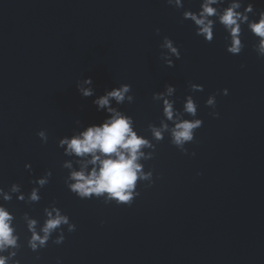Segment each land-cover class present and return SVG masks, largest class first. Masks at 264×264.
I'll return each mask as SVG.
<instances>
[{
    "label": "water",
    "instance_id": "obj_1",
    "mask_svg": "<svg viewBox=\"0 0 264 264\" xmlns=\"http://www.w3.org/2000/svg\"><path fill=\"white\" fill-rule=\"evenodd\" d=\"M249 2L264 9V0ZM200 3L184 0L178 9L167 0H0V187L19 183L28 194L38 186L34 179L53 173L38 203L15 195L7 202L21 236V264H57L58 258L63 264H264V58L247 25L238 55L226 50L219 23L211 43L196 35L182 13L198 11ZM165 36L181 51L174 67L161 58ZM88 77L96 96L131 84L135 100L120 107L149 138L148 124L163 118L153 93L166 84L177 88L178 109L193 95L204 121L185 145L188 154L167 135L153 141L155 156L142 163L153 170L154 183L139 182L131 205L80 199L65 184L69 170L62 164L70 157L59 139L107 115L97 111L96 96L79 93L77 82ZM190 83L204 90L193 92ZM210 95L215 109L206 104ZM73 167H79L74 160ZM53 203L76 230L62 225L34 252L23 215L36 218L39 229ZM61 234L63 243H53Z\"/></svg>",
    "mask_w": 264,
    "mask_h": 264
},
{
    "label": "clouds",
    "instance_id": "obj_2",
    "mask_svg": "<svg viewBox=\"0 0 264 264\" xmlns=\"http://www.w3.org/2000/svg\"><path fill=\"white\" fill-rule=\"evenodd\" d=\"M169 5L178 9L184 8V0H167ZM226 5V6H225ZM184 20L193 22L196 35L201 36L208 43L215 38V26L217 23L223 26L228 42L226 50L233 55L240 54L245 44L243 42L244 26L257 37L253 45L258 56L264 58V9L257 11L251 2L245 6L244 0H201L198 11L186 9L182 13ZM157 34L160 29H156ZM161 49V58L168 67L175 66V59L181 58L180 48L175 41L165 36ZM193 92L203 91L204 85L190 83ZM77 89L82 97L96 96L91 77L77 82ZM177 88L173 84H166L163 91L153 93V100L162 102L163 118L159 125L148 124L151 138L140 134L136 129L134 117L121 109L125 102L133 103L135 96L132 85L120 84L110 90L106 89L103 95L96 96L93 104L97 111L107 113L102 122L98 124L84 125L78 130H73L70 136L65 135L58 141V146L63 149L66 159L62 167L69 170L65 178L67 188L80 199L102 198L106 204L115 201L116 204L131 205L134 199L140 195L138 183L148 181L149 186L154 183L153 170L145 171L142 161L153 159L156 152V143L165 139L167 135L170 142L184 154H188L186 144L193 142L196 130L204 124L203 119L197 118L198 104L193 95H187L183 108L176 107L174 99ZM223 94L228 95L229 89H223ZM207 106L215 109L216 95H210L206 101ZM213 116L219 117V112H213ZM185 116L192 117L184 118ZM77 125L83 124L80 120ZM37 135L44 143L48 141L46 130H40ZM149 150V151H146ZM192 156L196 153L192 152ZM73 160L79 166L73 167ZM25 167L32 169L31 163ZM53 173L49 169L43 176L32 181L34 185L31 192L26 194L22 191V185L13 183L6 191L0 187V264H21L17 259L18 252L22 247L20 233L14 225L15 214L6 206L7 202L15 198L28 204L38 203L42 197L41 188L50 182ZM46 219L39 227V221L24 213L28 232L27 245L32 251H38L48 245L52 233L68 225V231L74 232L76 224L72 223L70 217L53 203L45 207ZM65 236L61 234L53 240L55 244H61ZM57 264H63L57 259Z\"/></svg>",
    "mask_w": 264,
    "mask_h": 264
}]
</instances>
